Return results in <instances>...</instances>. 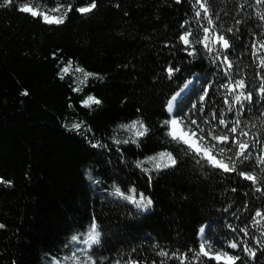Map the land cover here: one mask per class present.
Wrapping results in <instances>:
<instances>
[{
  "label": "trees",
  "instance_id": "16d2710c",
  "mask_svg": "<svg viewBox=\"0 0 264 264\" xmlns=\"http://www.w3.org/2000/svg\"><path fill=\"white\" fill-rule=\"evenodd\" d=\"M86 2L13 0L0 7V179L11 182L0 183V264H48L53 259L85 264L89 257L96 264H225L196 255L201 228L212 252L244 258L240 249L228 247L240 242L256 252L249 264H264L257 243L264 242V217L255 216L264 213V183L253 185L236 172L212 167L173 140L162 124L172 118L167 101L190 80L175 117L198 135L203 130L201 146L218 144L212 136L228 131L220 119L229 128L239 119L237 133L218 147L231 146L233 136L247 141L251 160L241 164L236 149L224 156L236 158L238 170L264 177V165L256 159L264 156V96L259 93L264 20L257 16L264 5L204 0L213 20L208 25L195 0H96L97 8L81 15L76 8ZM24 3L48 13L71 3L72 11L64 23L47 24L41 16L19 11ZM205 26L210 44L216 35L229 39V49L216 47L227 54L231 68L223 55L215 58L202 44L185 50L180 36L187 30L191 40L202 39ZM66 65L99 78L78 84L72 72L62 73ZM169 66L179 68L171 78ZM238 80L246 88L229 95L222 85ZM248 91L250 103H235V95ZM88 95L101 103L83 106ZM133 120L143 121L146 135L137 138L120 127ZM241 130L249 135L241 136ZM160 153H170L175 165L156 169L155 161L145 162L148 172L137 167V161ZM116 187L126 195L134 188L137 199L144 193L151 206L138 208L115 195ZM93 221L101 236L89 248L83 240ZM245 228L248 235L240 231ZM161 251L169 256H160Z\"/></svg>",
  "mask_w": 264,
  "mask_h": 264
},
{
  "label": "snow or ice",
  "instance_id": "6c2138e0",
  "mask_svg": "<svg viewBox=\"0 0 264 264\" xmlns=\"http://www.w3.org/2000/svg\"><path fill=\"white\" fill-rule=\"evenodd\" d=\"M177 2H179V0H177ZM195 2H196V4H198L200 6V8L203 9V11L205 13L204 18L207 19L208 25H212L213 20H212V17L210 15H208V8L206 7V3L204 2V0H195ZM12 3H13V0H3V3L0 4V7L9 6ZM255 4L264 5V0H255ZM96 8H97L96 0H87L86 4L84 6H78L76 8V11L79 14L84 15V14L91 13ZM62 9H63V12H62ZM19 11H21L23 13H29L33 17L41 16L43 18V21L47 24H62V23H64L65 19L67 18L68 12L72 11V4L68 3L66 6L64 4H58L56 7L52 8L50 10L52 13H56L58 15H50L48 12H40V11L34 9L28 3H24L22 6H20ZM195 16L200 17L201 11L197 10L195 12ZM257 16L260 20H264V11L258 12ZM228 31L231 32L232 29H228ZM203 32L205 33V35L202 39L197 38L195 40H191L190 37L193 34L186 30L184 32V34L181 35L179 38L180 41L186 46L185 50L187 51V49L193 47L194 44H202L204 46L205 51L208 54H214V53L217 54L215 58L218 59L219 55H223L224 61L227 62V67L231 68L232 64L230 61H228L227 54L220 53V48L227 50L231 47V45L229 43V39L226 38L224 35H216L215 37H213V42L210 44L208 42L209 41L208 33L210 32V28L207 26L203 27ZM217 44L220 45V48L216 47ZM260 47L264 48V43H261ZM188 54L189 55H195L194 52H189ZM71 63L72 62L69 61V65H71ZM260 63H261V66L264 67V59H262ZM68 71H69L68 67H64L62 69V73H68ZM76 71L83 73V75H84V81H81V83L85 82L88 77L99 78L98 74L86 72L83 68H80V67H77ZM166 71L168 72L169 78H171L174 71L178 72L179 68L174 69L173 67L169 66L166 69ZM60 78L61 79L64 78L62 74H61ZM185 87H187V85H185ZM222 87L229 89V95H231L232 93L235 92L236 88L244 89V88H246V85H245L244 80H238V81L230 82L229 84L222 85ZM73 90L79 92L80 88L76 87ZM259 93L262 96H264V84H262L260 86ZM22 94L27 95L28 93L24 92ZM177 95H179V93ZM252 95L253 94L251 91H248L247 94H245V92H240L238 95H235L233 97V99H234L235 103H237L241 107H243V104L245 101H247L249 103L252 101ZM204 96H207V91L203 92L200 99L203 100ZM241 97H243V100L241 99ZM176 100H177V97L173 96L169 101H167V108H168V111L170 113L174 111V103L173 102ZM100 103H101V101L94 96H88L86 99L83 100V106H85V107H90L92 104L99 105ZM225 103H228L227 98L225 99ZM231 110H232V105H229V111H231ZM195 123H196L195 121H189V124H195ZM218 123H219V125H224L225 128H228V131L223 133V134L214 135V136H212V139L217 141L218 144L227 145L229 142L230 134H236L237 133L238 127H239L241 121L239 119L232 121L231 123L233 126L230 128L228 127V123L224 119H220L218 121ZM162 124H163V126L169 128L168 135H170L173 140L188 145L190 150L194 151L196 155L201 157V159L206 160L212 167L222 169L226 173L236 172L244 180L251 181L253 185L259 184V183H264V177H261L258 179L257 175L252 174L251 172H245L243 170H238L237 165H236V158H234L233 156H227V157L224 156L225 152H229V151H232L233 149H236L237 150V156L243 158L240 160L241 164L245 160H251L252 157H251V153L248 151L249 144L247 141L238 140L235 138V136H233L232 144H231V146H228V147H218V144H205L202 147H196V145L190 144L189 141L186 139V137L190 133L193 137L197 138L196 143L200 144L201 141H204V135H203L202 129H199L200 134L198 135V131L196 129H192L191 127L186 125L183 121V118L177 119V118L173 117L169 120L163 121ZM72 127L79 129L81 127V125L80 124H74ZM120 127L129 130L137 138L146 135L148 132L147 127L143 124V121H141V120H134L128 124L120 125ZM177 127L180 128L179 133H177V131H176ZM209 135H211V133H209ZM240 135L246 137L249 135V133L241 130ZM127 142L128 141H125V143H127ZM133 142H135V141H133ZM117 143H119V141H117ZM95 146L99 147L101 145H95ZM241 150H243V151H241ZM213 152H217L221 157H224V159L229 161V163L224 162V159L217 160L216 156L212 155ZM165 156H167L168 159L170 160V164L165 165V167L175 165L176 161L171 156L170 153L158 154V157L160 159H163ZM158 157H156V156L148 157L147 161H137L136 165H137V167L142 168L143 171L148 172L149 171L148 169L143 168V164L145 162L155 161L158 159ZM256 159L258 160L260 165H264V156L257 157ZM160 167H161V165L158 163L155 165L156 169H159ZM262 171H264V169H262ZM0 183L10 184L11 182L10 181L6 182V181H3L2 179H0ZM256 190L261 191L260 188H257ZM130 192L132 193L131 195H126L124 192L121 191V189L119 187H116L114 194L121 197V198L128 200L129 202H131L133 204H135L138 208H148L149 206H151L152 200L150 197H146L144 195V193H139V199H137L136 190L133 188V189H130ZM255 216L256 217H264V213H262L261 211H256ZM254 222L256 224L260 223L259 220H255ZM0 227H3V225H0ZM199 231L201 234H203L205 229L201 228ZM233 231H235V229H233ZM240 231L244 232L245 235H248V231L246 228L241 229ZM86 235H87V239L83 240V243L86 244L89 248H91L92 245L98 244L100 242L101 233L99 231V226L95 221H93L91 223ZM262 235H264V233H262ZM72 240L78 241V240H80V237L73 236ZM244 243L246 245V242H244ZM257 243H259L261 246V249L264 250V242L257 241ZM228 247L231 249H240V251L244 254V258H242V256L240 254L233 255L227 251L212 252L211 251L212 246L210 244H208L206 246L205 242L200 243L199 251L196 252V255L197 256L203 255L205 257H211L212 259H214L216 261L224 260L225 264H237V261H241V264H249L248 258L255 259V257H256V252L254 251V249L251 246L241 247L240 242H231V243H229ZM159 255L162 257H168L169 253L165 252V251H161L159 253ZM172 255L175 256V253H173ZM186 258H187V254H185L183 257H180L181 260L186 259ZM85 264H96V262L94 260H92L91 257H89L88 260L85 262ZM116 264H119V261H117ZM128 264H138V262L135 260H131L128 262ZM161 264H164V262L161 261Z\"/></svg>",
  "mask_w": 264,
  "mask_h": 264
},
{
  "label": "rangeland",
  "instance_id": "374dc122",
  "mask_svg": "<svg viewBox=\"0 0 264 264\" xmlns=\"http://www.w3.org/2000/svg\"><path fill=\"white\" fill-rule=\"evenodd\" d=\"M49 14H50V15H58V14H56V13H49ZM65 67H68V68H69V71H68V72H72L73 75H75V76L77 77V82H78V84H80L81 81H84V75H83V73H80V72L76 71L77 68H74L73 70H71V69H72L71 66L66 65ZM192 82H193V79L191 80V83H192ZM88 96H91V95H88ZM88 96H86V98H87ZM86 98H85V99H86ZM133 121H134V120H133ZM130 122H131V121H130ZM130 122H128V123H130ZM128 123H126V124H128ZM126 131L128 132V135H133V133L130 132L129 130L126 129ZM133 136H134V135H133ZM157 157H158V155H157ZM216 159H217V158H216ZM217 160H218V159H217ZM155 163H156V164L158 163V164H160L161 166H163V165H165V164L170 163V160L168 159L167 156H165L163 159H160V158L158 157V159L155 160ZM199 242H200V243H201V242H205V243H206L204 235H203L202 237L199 238ZM220 261L225 262L224 260H220ZM48 264H59V260H58V259H53V260H52L51 262H49Z\"/></svg>",
  "mask_w": 264,
  "mask_h": 264
},
{
  "label": "bare ground",
  "instance_id": "6f19581e",
  "mask_svg": "<svg viewBox=\"0 0 264 264\" xmlns=\"http://www.w3.org/2000/svg\"><path fill=\"white\" fill-rule=\"evenodd\" d=\"M185 85H187V87H185ZM185 85H184V86H183V87L177 92V94L179 93V95H177V94L174 95V96L177 97V100L173 102V103H174V111L171 112V113L168 111L172 118L175 117V110H176V104H177V102L180 100L181 96H182L184 93H186V92L188 91V89H189L188 86L191 85V84H190V80H189V82L187 81V82L185 83ZM167 110H168V108H167ZM175 118H176V117H175ZM176 131H177V133H179V132H180V128L177 127ZM186 139L189 141L190 144L196 145V147H202L201 144H197V143H196L197 138H196V137H193L190 133H189V135L186 137ZM203 234H204V233H203ZM203 234L200 233L199 236L202 237Z\"/></svg>",
  "mask_w": 264,
  "mask_h": 264
},
{
  "label": "water",
  "instance_id": "95a60500",
  "mask_svg": "<svg viewBox=\"0 0 264 264\" xmlns=\"http://www.w3.org/2000/svg\"><path fill=\"white\" fill-rule=\"evenodd\" d=\"M190 87H191V85H190ZM190 87H189V89H190ZM181 88H182V87H181ZM181 88H180V89H181ZM180 89H179V90H180ZM189 89H188V90H189ZM187 92H188V91H187ZM187 92H186V93H187ZM186 93H184V94L181 96V98H182ZM181 98H180V99H181Z\"/></svg>",
  "mask_w": 264,
  "mask_h": 264
}]
</instances>
